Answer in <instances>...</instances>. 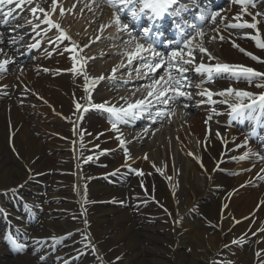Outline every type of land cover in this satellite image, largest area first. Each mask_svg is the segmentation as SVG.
I'll list each match as a JSON object with an SVG mask.
<instances>
[{
  "label": "bare ground",
  "instance_id": "obj_1",
  "mask_svg": "<svg viewBox=\"0 0 264 264\" xmlns=\"http://www.w3.org/2000/svg\"><path fill=\"white\" fill-rule=\"evenodd\" d=\"M56 3L55 13L52 0H34L31 6L16 9L14 18L4 17L7 21H31L33 26H26L33 28L38 21L36 16L40 20L45 16L39 9L33 15L31 7L47 5L49 18L59 23L70 39L53 50V44L48 41L56 39L58 30L50 29L45 34L43 30L49 26L44 24L32 39L31 33L25 35L23 48L9 46V54L0 56V62L10 58L30 63L23 72L17 69L0 72V209L5 213L0 215V231L14 232L28 245L24 253L7 259L10 248L4 237H0V264H37L41 256L45 257L42 264L48 261L56 264V258L70 251L78 259L77 264H103L104 261L105 264H151L140 256V240L147 235L145 239L156 241V232L163 230L170 234L172 264H261L264 261V231H260L264 229V172L261 171L264 161L251 155L258 151L255 145L247 143L237 147L244 142L236 139L239 141L236 144L230 134L229 106L235 104L237 97L216 95L227 88L239 90L242 85L226 79L214 81L217 89L210 91L216 103H200L186 87L184 91L191 93L192 99L181 97L177 105L182 109L174 110L171 118L153 123L143 117L146 118L141 123L144 125L128 131L125 126H131L134 121L125 126L119 124L121 139L125 141L121 147L119 134L111 129L110 114L91 105L109 101L115 106H127L121 97L134 103L148 91L138 87L137 80L142 78L136 75L135 67L139 66L136 61L128 66L126 56H117L123 50L135 51V48L126 47L121 39L123 35L109 26L113 10L123 14L126 8L121 5L123 11L118 12L105 0H56ZM263 3L256 0V7H249V11L260 12ZM86 4L91 5V10ZM130 6L138 14H149L148 10L140 12L139 3ZM209 6L203 8L205 13H209ZM1 7L6 12L14 5ZM61 8L69 15L61 16ZM226 8L227 18L216 17L214 22L208 19L207 43L203 45L202 36L198 35V43L191 47L206 66L227 63L264 73V48L258 47L251 38L258 36L264 43L263 20L256 16L259 21L256 29L226 31L224 25L229 23H253L242 4L231 0ZM237 16L239 20L234 19ZM102 26L105 27L101 32ZM156 27L157 23L154 32ZM212 33L217 39L216 47L210 42ZM37 43L38 47H32ZM65 47L75 50L64 51ZM199 47L207 52L200 53ZM208 53L214 59H209ZM245 53H251L258 60ZM73 56L77 57L75 61ZM122 62L125 66H121ZM73 66L77 70L83 67L88 80L83 73L68 71ZM113 68L117 70L114 78L109 79L113 77ZM158 71L157 77L163 74ZM186 75L190 77L193 72ZM101 76L105 79L98 80ZM94 78L97 79L95 86ZM120 79L132 87L122 88L111 97L112 85ZM261 82L264 77L255 78L247 87L260 95L264 87L256 84ZM100 90L105 93L99 94ZM89 94L91 101L87 99ZM237 99L238 103L249 100ZM221 100L228 103L222 104ZM185 103L187 108L182 106ZM160 106L163 109V105L157 107ZM258 112L257 108L252 109L255 118L264 119V114L256 116ZM208 115L212 120L205 123ZM145 128L149 130L147 134L143 131ZM250 136L252 133H248ZM124 148L128 149L127 157ZM245 152L249 153L247 159H233ZM126 166L143 175L128 177ZM237 170L241 174L234 176ZM36 180L44 182L42 188L32 187ZM18 185L23 187L15 196L6 191ZM25 192L28 196L23 205L18 197ZM54 216L59 220L54 221ZM79 228L82 234L90 236L96 251L80 246L82 235L72 234ZM36 240L44 243L37 244ZM234 240L238 243H233ZM108 251L110 257L105 256ZM257 252L261 253L259 257ZM118 256L122 260L117 261Z\"/></svg>",
  "mask_w": 264,
  "mask_h": 264
},
{
  "label": "snow or ice",
  "instance_id": "obj_2",
  "mask_svg": "<svg viewBox=\"0 0 264 264\" xmlns=\"http://www.w3.org/2000/svg\"><path fill=\"white\" fill-rule=\"evenodd\" d=\"M34 0H0V6L2 5H14V7L9 8L6 12L3 10H0V20H3V22L6 24L8 23L7 20H4V17L14 18L13 14L16 11V9H23L26 5L31 6L33 4ZM105 2L113 8H116L119 11H123V8H128V6L134 2L140 4V12H144L145 10H150L154 17L159 18L165 14H170L169 9L171 5H175L178 3V0H105ZM236 3H240L243 5V11L247 13L248 15L252 16L253 23H248L245 21L244 23H229L224 25L225 28H257V23L259 21H256V16L262 15L261 13L257 12L253 14L249 11V7L255 8L256 7V0H234ZM123 5V8L120 6ZM57 7L56 0H52V12L55 13ZM75 7V5H73ZM86 8L91 10V5L86 4ZM41 13H44L45 19L40 20L39 16H36L37 20H40V23L46 24L49 27L47 29H44L43 31L45 34L50 29H56L58 30V34L55 40H49L48 42L50 44H53L54 48L53 50H58L57 46L62 43L64 40H69L70 37L66 35L64 30L61 28V25L59 23H55L51 18H49L48 13L43 8H39L37 5L36 7H31V13L35 15L37 13V10ZM186 6H181L180 11H186ZM83 11V9H82ZM65 13V10L61 8L60 15L63 16ZM129 14L133 17V19L138 18V13L135 10V8L129 9ZM220 13L212 12V13H205L203 10L201 11V14L199 15L198 19L201 22H204L209 17L215 21L216 17L219 16ZM234 19L239 20L240 17L237 16ZM221 20H223V17H221ZM28 23H31V21H28ZM113 23L117 27V32H120L121 30H127V26L121 25V19L118 14H114V20ZM110 26V25H109ZM35 27H39V24H37ZM105 26L101 27V32L104 30ZM192 29L196 31L197 35H202L200 26L199 25H192ZM214 31H218V29H214ZM130 39L125 41L126 44L131 45L136 38L131 36V33H129ZM146 43L147 47L144 46V44L136 43L135 44V51H127L124 53H121V55H124L127 57L128 66L133 65V60L136 61V63L139 65L138 67H135L136 75L142 79H146L149 81L148 83L141 85V88L148 89L146 95L143 96L142 99L135 100L134 103L127 102L126 98L121 97V99H125L126 107L120 106L117 107L115 105H112L109 101H104L99 104H92V108L102 110L108 114H110L109 123L111 124V129L115 132H117L119 135L117 136V139L120 141V145L123 146L125 144V141L121 139V136L123 135L120 132V129L118 128L119 124H129L131 121H134L136 119H140L142 117H146L147 119L151 120L153 123H156L157 120L162 121L165 118H171V115L174 113L175 106L177 103H179L180 98L183 97L186 100H191L192 96L191 93L184 91V89L190 85V81L188 79V76L186 73L189 72L188 65H192L194 63L195 57L193 56V53L195 49L191 47V40L185 38L182 36L181 40L170 42V46L174 45V50H172L170 53H162L160 51L156 50L155 47V41L149 37V30H145L143 37H142ZM252 39L256 40L257 46L260 48H264V43H261L258 36L251 37ZM215 39V37H213ZM220 39H224V37H220ZM0 43H3L2 40H0ZM12 43L15 44L16 41L13 39ZM74 43V42H73ZM39 44H34L32 47H38ZM234 47L236 45H233ZM78 47V46H77ZM84 47H88L85 45ZM75 48L69 49L67 47L64 48V51H74ZM80 51H83V48H80ZM241 52H244V49H240ZM200 53H206L207 49L203 47H199ZM0 54H3L7 56V53L3 51V48H0ZM47 55H51V52H47ZM59 54L63 55V52H60ZM246 55H249L253 60H258V57L252 55L251 53H245ZM209 59H214V57L211 56L210 53H208ZM72 59L75 61L77 57L73 56ZM89 59H94V57H90ZM11 61L10 58L3 60L0 62V72H6V65H8ZM123 65V62L121 64ZM144 69L142 72L141 70ZM163 69L164 74L159 75L157 78V70ZM45 71H48V69H44ZM116 68H113V74L116 72ZM68 71L75 72L77 74L83 73L85 80H88L87 73L83 72V67H81L79 70L76 69L75 66H73ZM192 71H194L196 74H207L206 79L202 80L200 84H197V88H201L205 82H212L215 79L218 78H232L235 80H246L249 83H252L255 78L264 77V73L255 71L253 68L250 67H244V66H230L227 63H216L214 66H206L203 62L199 63L197 66H195ZM21 72H23V69H21ZM113 77H109V79H112ZM105 77L101 76L98 78V80H104ZM93 86L97 83V79L94 78ZM257 87H264V82L257 83ZM7 87V86H3ZM140 89L138 88L137 91ZM87 91V89H86ZM135 94V93H133ZM234 94L235 97L243 99L247 98L251 100V103L245 104V103H236L231 104L230 107V115L233 119L236 118H253L255 119L252 109L259 106V110L261 114H264V93H261L259 96H255L253 93L242 91V90H234L233 88H227L224 91H221L219 93H216V95L219 96H226V95H232ZM197 95L200 96H207L208 101L210 103H216V101L212 100L213 93L210 90L205 89L202 92H198ZM87 99L91 101V95L89 94L87 96ZM200 103H205V101H200ZM220 103H228L227 100H221ZM158 105L165 106L163 109L157 107ZM183 107L187 108L188 104L185 103L182 105ZM77 109L81 108V105L77 103L76 105ZM88 109H85L87 111ZM213 112H215V109H213ZM208 119H211V116H209ZM207 123V121H205ZM144 133H148V128H145ZM217 136H219V133H217ZM247 139L244 142V145H238L237 147L246 146ZM125 156H128V149L124 148ZM189 155H192V153H189ZM251 155L257 156L260 160H264V156H259L258 153H252ZM249 157V153L245 152L243 155L239 157H234L233 159H239L241 161L247 159ZM147 159V156L144 157ZM88 159H92V157H88ZM203 167V165H201ZM250 171L251 169H247ZM262 172H264V169H261ZM29 173L31 174V169H29ZM137 175H143L142 172L137 171ZM237 173H233V175H236ZM23 187V185H18L16 188L8 189L7 192H11L13 196L16 195V193L19 191V188ZM115 202V201H114ZM122 203V202H121ZM264 203V202H262ZM4 210L0 209V215H4ZM87 221L85 220V224ZM260 231H264V229H260ZM255 235V233H253ZM83 239H88L90 241V236L82 234ZM54 240L57 238H53ZM4 241L7 242L10 246V250L13 251L15 254H22L26 251L28 245L27 243L23 242L19 236H16L14 234H5ZM37 244H43L44 241L36 240L34 241ZM233 243H238V241H233ZM54 247V246H53ZM86 248H91L93 251H96L95 244L89 242V244L85 245ZM257 257L261 255L260 252L256 253ZM41 261L45 259L44 256L40 257ZM102 259V257H100ZM117 261L122 260V257H116ZM115 264V262H113ZM231 264V262H229ZM261 264H264V261L261 262Z\"/></svg>",
  "mask_w": 264,
  "mask_h": 264
},
{
  "label": "rangeland",
  "instance_id": "obj_3",
  "mask_svg": "<svg viewBox=\"0 0 264 264\" xmlns=\"http://www.w3.org/2000/svg\"><path fill=\"white\" fill-rule=\"evenodd\" d=\"M226 1L227 0H223L222 1L223 3H219V5H222L223 4L224 5L223 8H224L227 5V3H228V2L225 3ZM216 7L217 6H215V8ZM46 8L47 7H44L43 9H45V11H46ZM215 8H212V9L214 10ZM224 12L227 13L228 11H223V13ZM7 29H8V27H7ZM11 34L12 33H9V35H11ZM117 56H119V54ZM29 64L30 63H21L20 60H16V61H13V62H10L9 63V65H8V71H12L13 72L16 69L18 71H20L21 69L25 70V69H27V67L29 66ZM109 72H107V73H109ZM197 75L200 76V74H197ZM112 86L114 87V90H113V93L111 94V97L113 95H117L116 93L119 92V91H117V89L119 88V85H112ZM127 86H129V85H127ZM202 88H205L204 85L202 86ZM98 93L99 94H104L105 92L100 90V91H98ZM40 106L43 108L42 105H40ZM44 107L46 108L45 105H44ZM33 108H37V107L34 105ZM40 114H42V113H40ZM51 134L52 135H55L54 132H52ZM231 134L236 139H240L242 141L243 140H246L244 134H242L241 131L238 130V128L231 129ZM123 146H121V147H123ZM161 149H162V147H161ZM162 153H163V149H162ZM134 170L135 169L129 170V172H131L130 175H129L130 177H133L134 178L135 176H137L136 173H137L138 170H135V171ZM237 171H235L233 173L241 174V172L239 170H237ZM242 171H244V170H242ZM237 174L234 175V176H237ZM43 184H44L43 181L36 180V181H34L32 183V187L33 188L35 187V188H38L39 189V188H42ZM27 196H28V194H27V192H25V193H21L19 195V197H18L19 200H20V202L23 203V205L25 204V199L27 198ZM52 219L54 221H57V220H59V217L58 216H54ZM32 225L35 226V221L34 220H32ZM82 232H83V230L81 228H79V230L78 229L74 230V232L72 234L75 235L77 233V234H81L82 235ZM12 234H14V232ZM155 235L157 236V240L156 241H152V240L145 239V237L147 235H144L143 236L144 238H141L140 245H139V248L141 249L140 256L143 257V258H145L146 260H148L151 264H172V260L170 258V255L172 253V249H171L170 234H169V232L168 231H165V230H163V231H157ZM0 237H1V239H3V237H4V231H0ZM79 243H80V246L82 248L86 249L85 245L88 244V241L87 240L80 239L79 240ZM6 245L9 247L8 243H6ZM156 247H158L159 250H155ZM180 249L184 251V248L182 246H180ZM9 251L10 252L6 255V258L7 259H14L15 257H17L19 255V254H15L10 249H9ZM38 251H39V249H38ZM70 252H68L67 254H65L64 257L61 256L62 258L61 257L60 258H56V261H55L56 264H77V260L74 259V258H72V256L70 255ZM105 256L110 257V252L108 251ZM64 258H67V259L63 261L62 259H64ZM43 261H41V259L39 258L37 260V264H42ZM48 262H49L48 264H52V263H50V261H48ZM103 264H105V261H104ZM224 264H229V263H224ZM231 264H233V263H231ZM235 264H237V263H235Z\"/></svg>",
  "mask_w": 264,
  "mask_h": 264
}]
</instances>
